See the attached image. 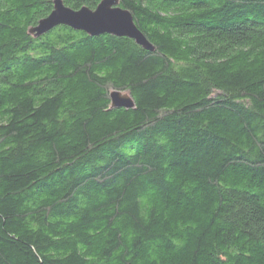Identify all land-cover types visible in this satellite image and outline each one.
I'll return each mask as SVG.
<instances>
[{
	"label": "trees",
	"instance_id": "trees-1",
	"mask_svg": "<svg viewBox=\"0 0 264 264\" xmlns=\"http://www.w3.org/2000/svg\"><path fill=\"white\" fill-rule=\"evenodd\" d=\"M120 4L0 0V264H264V0Z\"/></svg>",
	"mask_w": 264,
	"mask_h": 264
},
{
	"label": "water",
	"instance_id": "water-1",
	"mask_svg": "<svg viewBox=\"0 0 264 264\" xmlns=\"http://www.w3.org/2000/svg\"><path fill=\"white\" fill-rule=\"evenodd\" d=\"M62 24L91 35L110 33L128 36L135 39L143 48L155 50V45L135 23L132 11L122 7L120 0H102L95 9L88 6L74 9L66 5L63 0H54L52 12L40 19L30 31L40 36ZM111 98L113 107L135 106V100L131 94L121 90H113Z\"/></svg>",
	"mask_w": 264,
	"mask_h": 264
}]
</instances>
